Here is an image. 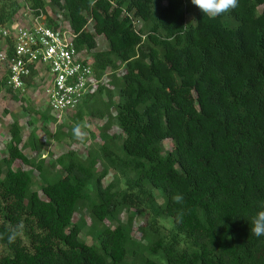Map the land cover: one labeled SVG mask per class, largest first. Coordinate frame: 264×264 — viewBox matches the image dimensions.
I'll use <instances>...</instances> for the list:
<instances>
[{
	"label": "trees",
	"instance_id": "16d2710c",
	"mask_svg": "<svg viewBox=\"0 0 264 264\" xmlns=\"http://www.w3.org/2000/svg\"><path fill=\"white\" fill-rule=\"evenodd\" d=\"M26 1L63 11L78 49L92 52L96 37L105 38L108 50L91 61L97 76L122 69L111 82L117 92L100 86L81 107L98 100L102 110L91 115L99 119L113 110L110 123L120 134H103L100 156H60L61 172L51 181L56 176L45 162L20 149V126L11 122L0 158V264H134L139 211L153 255L139 264H264V236L252 233L254 216L264 211V0H238L216 18L191 0ZM19 8L16 0H0V27ZM125 13L141 22L138 33ZM165 140L172 142L166 154ZM111 171L115 179L104 187ZM34 172L42 182L37 190ZM177 193L183 204L173 201ZM83 209L98 227L97 245L80 238L82 218L73 222ZM160 218L171 220L169 234ZM21 223L23 236L8 244L9 228Z\"/></svg>",
	"mask_w": 264,
	"mask_h": 264
},
{
	"label": "built area",
	"instance_id": "2783aa9c",
	"mask_svg": "<svg viewBox=\"0 0 264 264\" xmlns=\"http://www.w3.org/2000/svg\"><path fill=\"white\" fill-rule=\"evenodd\" d=\"M20 8L12 22L0 27V80L5 89L23 94L34 92L42 98L52 116L61 119L77 111L106 76H97L90 52L75 45L78 34L64 12L51 13L47 7L34 9L26 0H16ZM135 32L139 20L125 13ZM91 21L86 30L92 33ZM89 27V28H88Z\"/></svg>",
	"mask_w": 264,
	"mask_h": 264
},
{
	"label": "rangeland",
	"instance_id": "374dc122",
	"mask_svg": "<svg viewBox=\"0 0 264 264\" xmlns=\"http://www.w3.org/2000/svg\"><path fill=\"white\" fill-rule=\"evenodd\" d=\"M48 2V1H46ZM49 3H47L48 5ZM48 10L51 13H59L61 12L59 8L49 7ZM187 21L191 19V16L186 17ZM88 21L92 19L88 18ZM139 30L141 29V23L139 24ZM89 28V27H88ZM90 29L91 24H90ZM93 33V31H92ZM96 48L90 52L91 54L95 52H103L108 50V44L104 37L99 36L96 37ZM104 73L106 76L104 77L102 83L98 85L101 86L102 90L111 89L115 92L117 90L112 87V80L119 79L122 76V69L118 71H111L108 69ZM102 75V74H101ZM111 83V85H110ZM97 87V89H98ZM97 91V90H96ZM96 91L91 95H96ZM34 92L32 90H28L23 94H18L16 92L7 91L4 87L0 88V158L6 156V146L10 140L9 136V128L10 124L13 120L17 121L20 126V132L23 135V141L20 145V149L23 153L29 155L32 159L39 161H44L47 168H49L52 177L51 181H55L58 179L57 176L61 172V168L55 165L56 160L62 156L67 154L70 151H74L78 157H85L87 152L92 153L94 155L100 156L99 147L102 144L101 137L105 132L109 136L119 135L120 131L117 127V124L110 119L113 114V110H111L110 116L109 114H104V118L99 119L96 114L91 115L92 112H101L102 107L98 100H91L89 104L80 106L82 110V118L77 119L76 112L69 113L63 116L61 119L52 116L51 112L48 108L44 107L42 98H34ZM105 93L101 94V99L107 101ZM114 101H116V97H114ZM96 111V112H95ZM110 117V118H109ZM80 126L82 132L85 133V138L83 141L78 140L73 132V129L76 126ZM36 138V147L33 151V147H31L32 138ZM172 148L171 140H165L163 142L164 154L170 151ZM14 168L26 169L29 170L28 167H24L20 163H15ZM100 167H97L99 170ZM118 178V183L120 186L122 185V180L116 175ZM115 179V173L112 171L107 175V177L103 181V186H107ZM41 178L37 172H34V186L33 190L39 189L41 186ZM155 197L159 204L163 203V199L161 198L158 191H154ZM128 214L120 215V223H125ZM82 218L83 221V230L80 234V238L87 244H98L95 241L94 227L97 225L92 223L87 210H81L76 216L73 218V222H80L79 219ZM146 216L143 212H138L135 216L134 226L131 232V236L136 241L134 244L138 247L139 253L135 256L136 262L134 264H139L138 260L140 257L142 258H153V255L150 253L148 247L150 246L151 236L145 231L143 233L142 228H146ZM107 226H115V222H105ZM161 231L164 234H169L172 229V222L168 218H160L157 222ZM101 226V225H99ZM97 230V229H96ZM145 234V236H144ZM149 244V245H148ZM131 260V259H130Z\"/></svg>",
	"mask_w": 264,
	"mask_h": 264
},
{
	"label": "clouds",
	"instance_id": "9594fccd",
	"mask_svg": "<svg viewBox=\"0 0 264 264\" xmlns=\"http://www.w3.org/2000/svg\"><path fill=\"white\" fill-rule=\"evenodd\" d=\"M95 0H93L94 5ZM202 14L209 18H216L219 15L229 12L238 7V0H191ZM74 135L78 140L83 141L85 133L82 132L80 126L73 129ZM173 201L177 204H183L184 197L177 193L173 196ZM184 213L181 212L176 217V223H182ZM24 225L18 224L15 227H10L7 234L8 244H13L16 240L23 236ZM252 233L256 237L264 236V211H259L252 220ZM4 239V235L0 234V240Z\"/></svg>",
	"mask_w": 264,
	"mask_h": 264
}]
</instances>
